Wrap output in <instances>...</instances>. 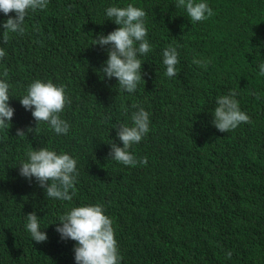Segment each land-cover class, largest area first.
<instances>
[{
  "label": "trees",
  "instance_id": "trees-1",
  "mask_svg": "<svg viewBox=\"0 0 264 264\" xmlns=\"http://www.w3.org/2000/svg\"><path fill=\"white\" fill-rule=\"evenodd\" d=\"M129 2L146 12L152 47L138 56L142 80L133 93L102 78L108 46L93 45L119 27L105 8ZM203 2L214 15L192 23L176 0H48L46 9L29 10L24 33H10L7 43L2 25L15 13L0 12V80L10 85L14 109L11 127L0 129V264H76V242L61 239L55 223L74 207L97 204L112 221L120 264H264V0ZM169 45L179 59L172 78L162 63ZM34 80L64 86L66 135L43 122L37 131L20 104ZM229 90L251 123L221 133L213 110ZM133 104L150 120L129 150L138 161L147 157L135 167L109 157L110 143L123 146L114 127L132 125ZM30 148L76 160L72 200L47 198L34 177L19 174ZM32 212L45 242L25 228Z\"/></svg>",
  "mask_w": 264,
  "mask_h": 264
},
{
  "label": "clouds",
  "instance_id": "clouds-1",
  "mask_svg": "<svg viewBox=\"0 0 264 264\" xmlns=\"http://www.w3.org/2000/svg\"><path fill=\"white\" fill-rule=\"evenodd\" d=\"M48 0H0V12L8 16L15 13L3 23L2 40L7 43L10 33L23 34L25 17L29 10L37 11L47 8ZM123 7L107 6L105 14L117 27L107 35L100 34L93 45L107 47L108 59L99 70L103 77L116 78L119 89L128 93L136 91L142 80V62L138 56H146L152 47L147 37L144 18L146 12L132 4H121ZM177 8H183L192 23L202 22L214 15L213 10L203 0H176ZM107 22L106 26H112ZM6 53L0 48V58ZM163 65L169 78L176 76V65L179 63L177 49L171 45L163 50ZM194 64L206 68L208 62L193 59ZM8 76V71L3 73ZM259 75L264 76V63L259 65ZM9 87L5 80H0V129H9L14 115V109L9 105ZM235 90H229L227 95L217 98L213 110V125L221 133L236 129L241 123H251L250 117L241 111L235 99ZM20 104L31 111L36 121L38 131L40 123H47L48 127L57 135H66L70 125L60 117L70 99L65 94L63 85L57 86L51 81L34 80L26 89V94L20 99ZM137 109L131 113L132 125L121 124L117 129V137L122 147L112 142L109 157L125 166L135 167L137 164L146 165L147 157L139 161L129 151L134 144H138L149 132V113L142 107L133 104ZM32 132V128H28ZM23 129H17L16 136L23 137ZM27 160L19 166V174L31 180L33 177L39 186L45 190L47 198L70 201L75 194V184L79 173L76 160L67 153L57 154L47 148H30L26 152ZM70 190L71 193L70 194ZM25 228L30 233L32 241L45 242L47 234L40 230V223L35 212L26 215ZM56 231L63 240L76 242L74 259L76 264H120L122 257L118 252L111 219L104 214L101 205L74 207L59 217ZM227 257H231L228 252Z\"/></svg>",
  "mask_w": 264,
  "mask_h": 264
}]
</instances>
